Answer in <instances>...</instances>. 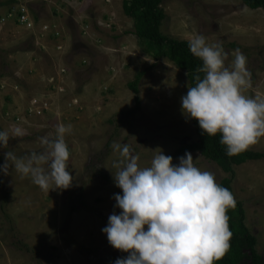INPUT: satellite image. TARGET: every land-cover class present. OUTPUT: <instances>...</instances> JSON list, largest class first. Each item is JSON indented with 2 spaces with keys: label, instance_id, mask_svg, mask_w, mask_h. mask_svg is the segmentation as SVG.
Segmentation results:
<instances>
[{
  "label": "rangeland",
  "instance_id": "rangeland-1",
  "mask_svg": "<svg viewBox=\"0 0 264 264\" xmlns=\"http://www.w3.org/2000/svg\"><path fill=\"white\" fill-rule=\"evenodd\" d=\"M122 1L24 0L39 15L31 29L10 18L1 22L8 7H0V128L10 132L0 165L5 151L22 156L42 150L40 137H54L63 123L72 126L65 139L73 176L70 188L47 193L12 167L8 175L2 172L0 264H106L111 256L122 258L102 232L108 217L121 211L114 207V195L122 190L113 179L114 164L121 160L113 142L128 145L145 167L160 150L171 156L197 140L181 111L189 86L185 72L143 51ZM161 7L164 34L186 41L203 35L209 44L222 43L226 63L240 50L252 81L244 94L264 100L262 8L240 0H163ZM140 71L135 94L128 83ZM43 103L41 114L32 111ZM16 126L25 131L23 137L11 135ZM249 149L264 153V138ZM189 153L217 183L230 176L198 152ZM233 171V195L243 205L264 264V157ZM1 193L8 194L4 202Z\"/></svg>",
  "mask_w": 264,
  "mask_h": 264
},
{
  "label": "clouds",
  "instance_id": "clouds-1",
  "mask_svg": "<svg viewBox=\"0 0 264 264\" xmlns=\"http://www.w3.org/2000/svg\"><path fill=\"white\" fill-rule=\"evenodd\" d=\"M27 8L35 19L36 13ZM2 18L5 21V14ZM188 48L202 67L194 76L195 86H188L181 97L182 113L197 120L204 134H219L228 156L248 150L264 138V100L244 94L252 86L247 57L237 49L226 63L222 43L209 44L203 35L190 39ZM71 132V125L60 123L54 137H40L42 150L22 156L5 151L0 171L8 175L12 167L47 193L70 188L65 137ZM11 135L23 137L25 131L16 126ZM9 140L10 132L0 130V149H7ZM112 148L121 157L113 173L122 190V195H114V207L121 211L108 217L102 232L113 248L129 253L114 264H215L226 254L232 237L227 211L236 202L214 173L199 169L189 152L174 164L173 157L160 150L149 166L141 167L128 145L113 142Z\"/></svg>",
  "mask_w": 264,
  "mask_h": 264
},
{
  "label": "trees",
  "instance_id": "trees-1",
  "mask_svg": "<svg viewBox=\"0 0 264 264\" xmlns=\"http://www.w3.org/2000/svg\"><path fill=\"white\" fill-rule=\"evenodd\" d=\"M240 1L251 9L264 10V0ZM13 2L14 0H0V7L8 6ZM162 2L163 0H123L122 11L133 20L132 33L137 37L143 51L156 61L161 59L171 61L178 69L185 72L188 85L195 86L194 76L197 74V69L202 67V61L190 52L188 41L170 37L162 32L161 25L165 19ZM35 20H38L36 15ZM232 45L236 46L233 43ZM200 75L203 74L200 73ZM141 76L142 71L128 83V87L135 94L139 92L138 83ZM135 101L138 103V96L135 97ZM190 121L197 140L179 147L171 156L175 158L186 152H198L202 157L215 163L222 171L229 173L230 176L222 178L218 184L229 189L233 194L231 185V178L234 175L233 167L247 161L259 160L264 157V153L248 149L238 155L228 156L225 146L219 142V134L215 137L208 136L202 132L197 120L190 119ZM3 177L5 176L0 171V183H4ZM7 197V193H1L3 202ZM235 202V207L227 211L229 230L232 233L230 248L220 260L215 261V264H263V259L256 248V237L251 234L245 223L243 205L236 199ZM122 255V258H125L129 253L122 252ZM115 260L117 258L111 256L106 264H114Z\"/></svg>",
  "mask_w": 264,
  "mask_h": 264
},
{
  "label": "built area",
  "instance_id": "built-area-1",
  "mask_svg": "<svg viewBox=\"0 0 264 264\" xmlns=\"http://www.w3.org/2000/svg\"><path fill=\"white\" fill-rule=\"evenodd\" d=\"M15 1L16 3L14 5H11L8 12L5 14V18L13 19L14 22H18L23 26L25 25L26 28H33L36 24L35 19L28 14L27 6L22 4V1L24 0ZM1 21H4V19L2 18ZM57 35L58 34L56 33V36ZM32 104L37 105V100L33 99ZM44 109H46V103H43V106L40 109H34L32 111H36V113L41 114Z\"/></svg>",
  "mask_w": 264,
  "mask_h": 264
},
{
  "label": "crops",
  "instance_id": "crops-1",
  "mask_svg": "<svg viewBox=\"0 0 264 264\" xmlns=\"http://www.w3.org/2000/svg\"><path fill=\"white\" fill-rule=\"evenodd\" d=\"M37 17L39 16L37 13H36Z\"/></svg>",
  "mask_w": 264,
  "mask_h": 264
}]
</instances>
